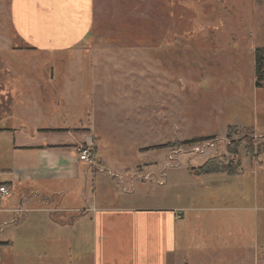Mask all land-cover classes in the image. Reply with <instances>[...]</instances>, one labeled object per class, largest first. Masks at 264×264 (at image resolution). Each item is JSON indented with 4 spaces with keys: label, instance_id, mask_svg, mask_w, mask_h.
<instances>
[{
    "label": "rangeland",
    "instance_id": "1",
    "mask_svg": "<svg viewBox=\"0 0 264 264\" xmlns=\"http://www.w3.org/2000/svg\"><path fill=\"white\" fill-rule=\"evenodd\" d=\"M93 6L84 39L54 52L20 42L11 0H0V183L17 190L10 155L14 141L23 140L15 130L47 132L41 145L68 155L88 143L101 169L96 180L112 184L113 198L123 186L108 171L132 178L149 162L178 180L166 201L177 191L186 195L179 205L194 198L199 207L218 208L198 211L204 256L191 264H264V78L256 88L253 55L264 47V0H93ZM199 136L212 138L180 143ZM213 157L230 168L238 164V173L197 181L188 168ZM85 178L75 194L87 198L91 177ZM146 183L156 185L153 177ZM105 191L97 188V196ZM58 193L48 195L57 200ZM66 200L74 205L73 196ZM19 218L16 229L0 218V240L12 232L13 243L0 247V264H93L83 221L59 241L57 232L35 225L38 218Z\"/></svg>",
    "mask_w": 264,
    "mask_h": 264
},
{
    "label": "crops",
    "instance_id": "2",
    "mask_svg": "<svg viewBox=\"0 0 264 264\" xmlns=\"http://www.w3.org/2000/svg\"><path fill=\"white\" fill-rule=\"evenodd\" d=\"M11 9L14 26L19 30L17 39L29 41L37 50L54 52L70 50L81 42L90 31L94 12L93 0H11ZM1 130L7 133L10 129ZM23 130L13 132L16 139L23 141L21 145L14 141L9 164V175L17 190L12 192L11 183H0L7 190L6 194L0 192V218L9 220L14 229L21 221L20 215L34 216L38 218L36 226L40 224L51 233L57 232L58 237L52 233L53 239L60 241L68 227L83 221L86 232L90 233L93 264H191L195 257L204 256L200 253L204 245L199 243L197 228L204 215L198 211L218 208L199 207L194 198L179 205L178 197L186 195L177 191L172 200L166 201L168 196L172 197L168 189L178 184V180L170 178L171 174L152 169L147 165L149 162H141L145 164L142 171L132 178L109 174L117 185L123 186L124 193L113 192V198L112 184L102 185V180L99 183L96 180V174L101 172L97 164L89 166L78 159L76 152L68 155V150L59 146L41 145L45 142L42 140L48 139L44 137L47 132ZM84 141H87L85 136L80 142ZM88 175L91 177L88 197L81 190L78 196L75 190L77 186L82 189ZM152 177L158 187L154 186L153 190L146 183ZM204 177H198L197 181L208 182ZM101 186L107 191L97 196V188ZM49 192L52 195L59 192L57 195L61 197L56 200ZM72 196L74 205H67L70 203L66 199ZM132 200L141 202L131 204ZM11 234L0 240V247L13 244ZM33 239L27 238L26 244L32 245ZM255 262L258 263L257 259Z\"/></svg>",
    "mask_w": 264,
    "mask_h": 264
},
{
    "label": "trees",
    "instance_id": "3",
    "mask_svg": "<svg viewBox=\"0 0 264 264\" xmlns=\"http://www.w3.org/2000/svg\"><path fill=\"white\" fill-rule=\"evenodd\" d=\"M254 55V71H255V87L261 88V81L264 78V47H256L253 52ZM231 127L227 128V132H230ZM212 137L199 136L193 137L188 140H183L181 144H193L200 141H205L211 139ZM247 151H250L249 146ZM264 153V151H262ZM189 173L195 177H201L203 175L223 172L226 174H235L238 173L239 165L237 164L234 168L228 167L222 160L213 157L206 159L201 165L196 167L188 168Z\"/></svg>",
    "mask_w": 264,
    "mask_h": 264
},
{
    "label": "built area",
    "instance_id": "4",
    "mask_svg": "<svg viewBox=\"0 0 264 264\" xmlns=\"http://www.w3.org/2000/svg\"><path fill=\"white\" fill-rule=\"evenodd\" d=\"M209 140V139H208ZM207 140H205V142H206ZM204 142V143H205ZM196 145V144H195ZM193 150H195V151H198L199 150V146H194L193 148H192ZM179 151H181L182 152V149L180 148L179 149ZM75 152H76V154H77V157H78V159L80 160V161H82V162H85V163H87V164H89V166H96V161H95V154L94 153H92V148H91V146H90V144H86V145H83V144H81V145H78V146H76L75 147ZM175 152H177V150L175 149L174 151H172L171 153H169V155H168V160H172L173 158V155L172 154H174ZM170 162V161H169ZM109 174L111 175V176H113L114 174H112L111 172H109ZM0 192H2V193H7V190H6V188L5 187H3V186H0ZM1 226H0V230H1Z\"/></svg>",
    "mask_w": 264,
    "mask_h": 264
}]
</instances>
